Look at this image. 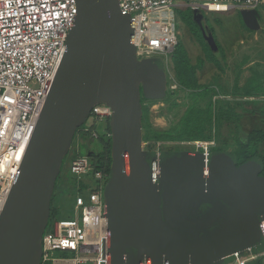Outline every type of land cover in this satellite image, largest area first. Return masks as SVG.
Here are the masks:
<instances>
[{"label": "water", "instance_id": "water-1", "mask_svg": "<svg viewBox=\"0 0 264 264\" xmlns=\"http://www.w3.org/2000/svg\"><path fill=\"white\" fill-rule=\"evenodd\" d=\"M75 5L65 53L0 213V264H41L63 160L96 105L112 112L100 264H227L264 253L260 157L237 166L230 151L144 149L141 98L165 99V64L138 60L134 18L118 0ZM239 15L248 30L260 28L256 10ZM192 17L216 50L203 14Z\"/></svg>", "mask_w": 264, "mask_h": 264}, {"label": "built area", "instance_id": "built-area-1", "mask_svg": "<svg viewBox=\"0 0 264 264\" xmlns=\"http://www.w3.org/2000/svg\"><path fill=\"white\" fill-rule=\"evenodd\" d=\"M118 1L120 12L134 18L138 60L164 55L172 91L177 84L167 68L178 42L173 10L185 6L208 14H230L264 6V0ZM75 13V0H0V213L65 53V38ZM111 114L109 107L96 105L90 116L108 121ZM167 144L205 154L215 145L213 141ZM163 145L156 144L158 152ZM75 151L78 156L70 165L77 179L73 215L48 224L42 238L41 264L104 263L107 221L102 218V191L108 176L93 172L90 159ZM86 180H93L95 186L86 188ZM78 182H83V191ZM258 259L264 264V253L227 264H250Z\"/></svg>", "mask_w": 264, "mask_h": 264}, {"label": "rangeland", "instance_id": "rangeland-1", "mask_svg": "<svg viewBox=\"0 0 264 264\" xmlns=\"http://www.w3.org/2000/svg\"><path fill=\"white\" fill-rule=\"evenodd\" d=\"M256 11L260 26L256 31L248 30L242 26L239 18V11H234L230 14H208L203 11L201 12L203 14L204 23L212 28L215 41L220 45L221 50L216 53L215 56L224 67V72L222 73L211 64H206L203 71L199 74V81L201 84L214 82L215 86H217L216 88L222 93L232 94L235 91L231 89L235 85L234 81L239 72L240 88L238 89L239 91L235 93L242 95L247 91H251L252 94L263 97L252 98L249 100H259L260 102H264V6H260ZM172 12L174 15L175 31L178 40L176 47H181L194 63L198 58L204 56L201 48L202 46L199 45L201 44L199 43L200 40L212 52L213 49L208 46L206 41L202 38V34H200L201 32L199 33L196 24L194 25L191 23L194 22L192 10L189 7H179ZM172 54L173 52L169 55L170 61ZM155 57L164 60V55H157ZM203 60L207 59L203 58ZM168 70L171 76L174 75L172 63H169L167 71ZM250 79L252 80L249 81ZM227 99L246 100L247 98L228 97ZM176 102L179 104V107L173 111L168 110L167 103L161 102L150 105V119L153 124H155L156 129H167L171 124L177 123L179 118L183 115L186 109L183 93L179 94ZM245 108H259V110L262 109V111H264V103L255 106L246 105ZM237 111L241 113L240 109ZM240 125L243 132L259 128L264 130V114L257 113L254 116L243 114ZM106 126L107 121L104 119L96 121L93 116H90L82 127L90 130L95 128L93 129L95 132L91 137L84 135L76 137L72 147L76 148L81 156L88 157L91 160L88 156V152H94L96 154L101 152V146L97 139L102 135ZM94 135L96 137H94ZM229 144V151H231L233 148L232 141H229ZM163 146L172 147V145L167 143ZM146 147L147 143H144V149H146ZM173 149L178 150L180 148L174 147ZM155 150H157V147ZM160 151H162V149H160ZM71 153L72 150H70L64 158L62 174L56 182L57 184L51 202V207L56 213L54 218L50 217L49 224L54 220L71 219L73 215L74 194L72 190L73 178L76 177L70 172ZM94 186L95 183L93 180L89 183H87L86 180V188H93ZM261 260L262 259L252 261L250 264H261Z\"/></svg>", "mask_w": 264, "mask_h": 264}, {"label": "trees", "instance_id": "trees-1", "mask_svg": "<svg viewBox=\"0 0 264 264\" xmlns=\"http://www.w3.org/2000/svg\"><path fill=\"white\" fill-rule=\"evenodd\" d=\"M239 18L242 26L246 28L240 15ZM191 23L195 25L194 22ZM196 27L200 33L197 25ZM199 43H201L199 45L202 46L201 48L204 56L198 58L195 63L192 62L188 54L182 50L181 47H175L173 51L171 63L177 84V90L172 91L168 87L166 97L161 101H146L143 97L141 98L143 142L147 143L146 150H155L157 143L214 141L215 145L211 147L210 151H229V141H232L233 148L230 152L236 156L237 166L249 161L255 156L260 157L264 165V130L259 128L243 132L240 125L243 114L253 116L257 113L264 114L262 109L259 110L260 107L257 109L245 108L246 105L255 106L264 103L259 100H249L263 96L252 94L251 91H247L242 95L236 94L235 92L239 91L238 89L240 88L239 72L234 81L235 85L231 89L235 91L232 94L222 93L216 88L217 86H215L214 82L201 84L198 74L203 70L206 63L211 64L222 73L224 72V67L215 56V54L221 50L220 45L217 42V49L212 50V52L202 43L201 40ZM203 58H206L207 60H203ZM251 80L252 79L249 81ZM180 93L184 94L186 104V109L183 115L179 118L177 123L171 124L167 129H156L151 123L150 105L161 102L167 103L168 110L173 111L179 107V104H177L176 101ZM228 97L247 99L228 100ZM239 109L241 110V113L237 111ZM93 129L95 128H92L89 132H85L83 131L84 128L81 127L74 139L82 135L91 137ZM109 135L110 130L107 121L105 130H103L102 135L97 139L101 146V152L97 154L92 152L90 156L93 172L101 171L107 176L109 174L111 150V138ZM174 147L179 146H162L161 149L175 150L173 149ZM179 148L180 149L178 150H189V148L185 147ZM71 150L72 155L70 157V162L78 156L75 148L72 147ZM62 167L58 179L62 174ZM261 176L264 177V168ZM78 183L79 188H82L83 191L84 185L80 182ZM76 188L77 179L73 178V193L76 192ZM55 213L56 211L51 208L50 217L54 218Z\"/></svg>", "mask_w": 264, "mask_h": 264}, {"label": "flooded vegetation", "instance_id": "flooded-vegetation-1", "mask_svg": "<svg viewBox=\"0 0 264 264\" xmlns=\"http://www.w3.org/2000/svg\"><path fill=\"white\" fill-rule=\"evenodd\" d=\"M203 25L204 26H207L205 23H204V19H203ZM208 28L210 29V31L212 32V34H213V36H214V32H213V30H212V28L210 27V26H208ZM201 32V31H200ZM214 39H215V37H214ZM90 153H92V152H88V154H90ZM91 156V155H90ZM52 208V207H51Z\"/></svg>", "mask_w": 264, "mask_h": 264}, {"label": "crops", "instance_id": "crops-1", "mask_svg": "<svg viewBox=\"0 0 264 264\" xmlns=\"http://www.w3.org/2000/svg\"><path fill=\"white\" fill-rule=\"evenodd\" d=\"M180 7H185V6H180ZM174 27H175V23H174ZM206 64H208V63H206ZM206 64H205V66H206ZM205 66H204V68H205ZM204 68H203V69H204ZM202 71H203V70H202ZM202 71H201V72H202ZM199 74H200V73H199ZM199 74H198V77H199ZM151 123H152V125L155 127V124H153L152 121H151Z\"/></svg>", "mask_w": 264, "mask_h": 264}]
</instances>
